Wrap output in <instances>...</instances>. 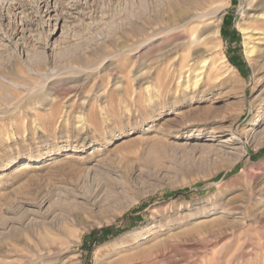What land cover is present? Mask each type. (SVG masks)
I'll use <instances>...</instances> for the list:
<instances>
[{
    "label": "rangeland",
    "instance_id": "374dc122",
    "mask_svg": "<svg viewBox=\"0 0 264 264\" xmlns=\"http://www.w3.org/2000/svg\"><path fill=\"white\" fill-rule=\"evenodd\" d=\"M207 1L225 5L202 45L219 47L199 53L184 37ZM249 2L0 0V261L264 264V37L249 56L242 31L264 0ZM179 57L207 60L198 92Z\"/></svg>",
    "mask_w": 264,
    "mask_h": 264
},
{
    "label": "bare ground",
    "instance_id": "6f19581e",
    "mask_svg": "<svg viewBox=\"0 0 264 264\" xmlns=\"http://www.w3.org/2000/svg\"><path fill=\"white\" fill-rule=\"evenodd\" d=\"M261 3H262V0H251V2L248 3V9L257 10V9H259ZM224 6L225 5L223 3H218V5L216 7L211 1H207V2L203 3L202 5L194 7V13L188 19L196 21V23H198V25H200V26H198L196 28L197 35H195V37H184V42L186 43V45H188V46L193 45V48L198 46V48H200V49H198L199 53H204V52L206 53V52H208V50L209 51L212 50V49L216 50L219 47V46L216 45V46H214L213 48H210V49H203L202 45L206 44L205 43V40L207 38V37H205L206 35L211 36L212 39H214V40L218 39L219 32H220L219 26H218V24L220 22V17L217 16V13L222 11ZM263 8H264V6H263ZM251 17H252L251 19H256V20H254L255 21V26L251 30L244 29V28L242 29L243 34H245V41H244L245 50L244 51L249 56L253 55L255 44H261L262 43V39L264 37V30L261 31L260 28H259L260 25L264 26V14L263 13L253 14ZM255 35H257V37H253ZM198 52H195L196 54L192 57L193 61L197 60L196 57L198 56L197 55ZM178 59L180 60L179 63H181L180 67L181 68H185L186 69L185 71H189V72L192 73V76L190 78H188V80L185 82L186 83L185 84V88H188L189 87V83H190V84H192V91L191 92L192 93L193 92L194 93L198 92L199 91V87H200L199 84L204 82L205 78H208V75H206V71H207L206 62H207V60H205L204 63L201 64V66H197V68H196L195 66H189L188 67V64L184 63V58L179 57ZM223 61H226L225 57H224ZM193 65H195V64H193ZM196 95L195 94L192 95V98L193 97H197ZM201 99L202 98H197L196 101H199ZM30 160L33 161L32 159H30ZM2 176H3V174L0 175V177H2ZM28 244H30V243H28ZM39 245H41V244L39 243ZM44 246H46V245H44ZM13 248L15 249V246H13ZM7 251H9V250L7 249ZM22 253L23 254L20 257L22 259H20V260H19V258H18V260L16 259L17 262H15V259H9V260H6V261H0V264H14V263H20L21 261H22L21 263L25 264V263H27L28 260L31 259V254L30 255L26 254V253H24V251ZM52 253H56V252H53L52 247L48 248L46 246V248L44 249V252L36 251L35 254H37V257L39 258V257H43V256L48 257ZM2 258H3V256H2ZM35 258H36V255H35ZM31 260H33V257H32ZM29 262H31V261H29Z\"/></svg>",
    "mask_w": 264,
    "mask_h": 264
}]
</instances>
